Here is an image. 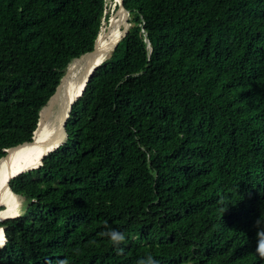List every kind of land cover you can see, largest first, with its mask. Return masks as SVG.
<instances>
[{"label": "trees", "instance_id": "16d2710c", "mask_svg": "<svg viewBox=\"0 0 264 264\" xmlns=\"http://www.w3.org/2000/svg\"><path fill=\"white\" fill-rule=\"evenodd\" d=\"M123 7L130 29L73 104L65 144L9 181L26 201L0 222V264H264V0ZM105 10L0 0V158L31 141Z\"/></svg>", "mask_w": 264, "mask_h": 264}, {"label": "bare ground", "instance_id": "6f19581e", "mask_svg": "<svg viewBox=\"0 0 264 264\" xmlns=\"http://www.w3.org/2000/svg\"><path fill=\"white\" fill-rule=\"evenodd\" d=\"M114 1L117 9L101 27L95 54L89 59L81 58L72 61L67 66L57 93L40 112L39 125L34 134L33 143L9 150L6 157L0 161V206H3L0 211V220L19 213L22 205V199L15 197L9 191L8 181L16 172L34 168L50 147L53 138H65L66 116L69 113L71 101L83 90L87 72L98 63L101 54L112 50L128 29L126 13L119 7L120 0ZM4 241L3 229L0 228V246Z\"/></svg>", "mask_w": 264, "mask_h": 264}, {"label": "water", "instance_id": "95a60500", "mask_svg": "<svg viewBox=\"0 0 264 264\" xmlns=\"http://www.w3.org/2000/svg\"><path fill=\"white\" fill-rule=\"evenodd\" d=\"M119 7H121V9L126 13V16L128 17V11H126V10L124 9V7H123V0H120ZM108 20H109V18H108ZM108 20H107V21H108ZM103 24H104V21L101 23V27H102ZM127 25H128V29L125 31V33H124L123 37L121 38V40H120L117 44L114 45V47L112 48L111 51H108V52H105V53L101 54V55H100V60L98 61V63H96V64H95V65H94V66H93V67L87 72V76H86V79H85V83H84V85H83V90H82V92L79 93L76 97H74L73 100L71 101V104H70V107H69V113H68L67 116H66V122H67V120H68V118H69L70 111H71V108H72L73 104H74V103H75V102H76V101L82 96L83 91H84V89H85V87H86V84L88 83L90 77L92 76V74L94 73V71L96 70V68H98V67H99V66H100V65H101V64H102L107 58L110 57L111 53L115 50L116 46L122 41V39L125 37V35H126L127 32L129 31V29H130V24L127 22ZM101 27H100V30H101ZM100 30H99V32H100ZM98 35H99V33H98ZM98 35H97V37H96V39H95V41H94V45H93V49H92V51L87 52V53H85V54H82V55L79 56L78 58L71 59V60L67 63V65L65 66V68L62 69V71H61L62 75H61V78H60V80H59V83H58V85H57V87H56L54 93L49 97V99L47 100V102L45 103V105L40 109V111H39V113H38V120H37L36 128H35V130L33 131V134H32V137H31V141H30V142H25V143H23V144H21V145H18V146H16V147H12V148L6 149V150L4 151V152H5V155H4L3 157L0 158V161L6 157L7 152H8L9 150H13V149H16L17 147H21V146L26 145V144L30 145V144L33 143L34 134H35V132H36V130H37V128H38V125H39V119H40L39 116H40V112H41V110H42L43 108H45V107L48 105V103L50 102V100H51V99L55 96V94L57 93L58 88L60 87L61 82H62V79H63V76H64V70L67 68V66H68L72 61L80 60L81 58L89 59V58H91V57L95 54V51H96V41H97ZM145 41H146L147 46H148V41H147V39H146ZM66 122H65V126H66ZM66 140H67V133H66V130H65V138H64V139L53 138V139L51 140V142H50V143H51L50 147H49V148L45 151V153L41 156V159L39 160V163H38L34 168L29 169V170H25V171H24V170H20V171L16 172V173L11 177L10 180L16 178L17 176H19V175H21V174H23V173L30 172V171H32V170H35V169H38L39 167H41V166H42V163H43V162H42L43 159H44L46 156H48L49 154H51L52 152L56 151L60 146H62L63 144H65ZM10 180H9V181H10ZM9 181H8V189H9V191L11 192V194L14 195L15 197H18V198L22 199L23 201H26L25 197L20 196V195H16V194H14V193L11 191V189H10V187H9ZM2 207H3V206L1 205V206H0V211L3 209ZM4 207H6V206H4ZM5 210H6V209H5ZM22 213H23V208L20 209L19 213L11 214V215H9V216H6V217L2 218V219L0 220V222H3V221H5V220H9V219H13V218H17V217H19ZM0 228L3 229V234H4V227H0ZM4 239H5V235H4ZM5 242H6V239H5L4 243L0 246V248H2V247L4 246Z\"/></svg>", "mask_w": 264, "mask_h": 264}, {"label": "clouds", "instance_id": "9594fccd", "mask_svg": "<svg viewBox=\"0 0 264 264\" xmlns=\"http://www.w3.org/2000/svg\"><path fill=\"white\" fill-rule=\"evenodd\" d=\"M104 228L105 231L100 232L99 235L112 243L117 254H122L124 249L120 247V245L126 242V235L123 232L112 228L107 221L104 222ZM136 264H157V261L149 254L146 257L138 259Z\"/></svg>", "mask_w": 264, "mask_h": 264}, {"label": "rangeland", "instance_id": "374dc122", "mask_svg": "<svg viewBox=\"0 0 264 264\" xmlns=\"http://www.w3.org/2000/svg\"><path fill=\"white\" fill-rule=\"evenodd\" d=\"M105 4H106L105 16L108 14L110 17L115 12V10L117 9V5H116L114 0H105ZM127 20H128V17H127ZM24 203H25V201H24ZM21 208H23V204L21 205Z\"/></svg>", "mask_w": 264, "mask_h": 264}, {"label": "built area", "instance_id": "2783aa9c", "mask_svg": "<svg viewBox=\"0 0 264 264\" xmlns=\"http://www.w3.org/2000/svg\"><path fill=\"white\" fill-rule=\"evenodd\" d=\"M105 7H106V4H105ZM105 13H106V10H105ZM105 13H104V15H105Z\"/></svg>", "mask_w": 264, "mask_h": 264}]
</instances>
